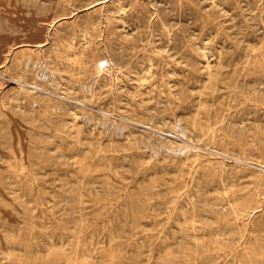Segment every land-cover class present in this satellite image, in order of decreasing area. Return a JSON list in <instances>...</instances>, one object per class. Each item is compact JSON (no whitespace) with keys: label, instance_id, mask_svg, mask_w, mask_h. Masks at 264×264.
Returning a JSON list of instances; mask_svg holds the SVG:
<instances>
[{"label":"rangeland","instance_id":"1","mask_svg":"<svg viewBox=\"0 0 264 264\" xmlns=\"http://www.w3.org/2000/svg\"><path fill=\"white\" fill-rule=\"evenodd\" d=\"M263 39L264 0H0V264H264Z\"/></svg>","mask_w":264,"mask_h":264},{"label":"bare ground","instance_id":"2","mask_svg":"<svg viewBox=\"0 0 264 264\" xmlns=\"http://www.w3.org/2000/svg\"><path fill=\"white\" fill-rule=\"evenodd\" d=\"M264 40V39H263ZM262 40V41H263ZM261 46V45H260ZM253 47V46H252ZM262 47V46H261ZM264 47V46H263ZM254 49V48H253ZM261 51V50H260ZM262 51H264V49H262ZM251 52H254V51H251ZM240 57V56H239ZM256 57V59H257V56H255ZM243 58H245V57H243ZM251 58V57H250ZM263 58V57H262ZM246 59H249V58H246ZM238 60H240V58L238 59ZM104 62L105 64L106 63H108L109 65H111L110 64V62H111V59L109 58V57H102V58H99L98 60H96V62H95V75H97L98 73H100L102 70H103V68H102V66L100 65V63L101 62ZM254 61V60H253ZM263 61V60H262ZM243 62V61H242ZM248 62V61H247ZM107 64V65H108ZM229 64V63H228ZM240 64V63H239ZM252 64V63H251ZM248 65V64H247ZM238 66V65H237ZM240 66H241V64H240ZM244 66V65H243ZM217 67V66H216ZM236 67V66H235ZM245 67V66H244ZM253 67H254V65H253ZM257 67V66H256ZM233 68V67H232ZM239 68H241V67H239ZM246 68V67H245ZM244 68V69H245ZM250 68V67H249ZM255 68V67H254ZM234 69V68H233ZM247 69V68H246ZM218 70V69H217ZM232 70V69H231ZM254 70V69H253ZM245 71L246 70H244V73H245ZM263 71V70H262ZM208 72H210V70L208 71ZM231 72H233V71H231ZM221 73V72H220ZM234 73V72H233ZM214 74H216V73H214ZM237 73H235L234 75H236ZM249 74H251V73H249ZM257 74V73H256ZM242 75H244V74H242ZM209 76V75H208ZM217 77V76H216ZM240 77H243V76H240ZM262 77H264V75L262 76ZM210 78V77H209ZM215 78V77H214ZM211 79V78H210ZM260 79V78H259ZM262 80V79H261ZM239 81V80H238ZM241 81V80H240ZM251 81V80H250ZM260 81V80H259ZM261 82V81H260ZM260 82H257L258 84L260 83ZM222 84V83H221ZM234 84V83H233ZM264 84V83H263ZM231 86H233V85H231ZM211 87V86H210ZM244 87V86H243ZM232 89V88H231ZM254 89V88H253ZM233 90V89H232ZM252 90V89H251ZM255 91V90H254ZM260 91V90H259ZM261 93V92H260ZM248 95V94H247ZM239 97V96H238ZM247 98V97H246ZM232 102H234V101H232ZM255 103V102H254ZM234 104V103H233ZM232 105V104H231ZM230 105V106H231ZM236 106H239V105H236ZM228 107V106H227ZM235 108V107H234ZM250 108V107H249ZM227 110V109H226ZM227 114V113H226ZM229 115V114H228ZM224 116V115H223ZM224 120H227L226 118L224 119ZM190 121H191V119H190ZM192 123V122H191ZM215 123H216V121H215ZM191 126V125H190ZM217 127V126H216ZM222 127H224V126H222ZM205 129V128H204ZM221 129V128H220ZM224 129H226V128H224ZM256 129H258V128H256ZM200 130V129H199ZM257 131V130H256ZM260 131V130H259ZM120 132V131H119ZM245 133H247V132H245ZM218 134V133H217ZM262 136V135H261ZM213 138V137H212ZM211 138V139H212ZM215 138V137H214ZM217 138V137H216ZM257 139V138H256ZM214 143H216V141L214 142ZM254 143V142H253ZM213 144V143H212ZM215 145V144H214ZM100 147V146H99ZM211 147V146H210ZM252 147V146H251ZM258 148V147H257ZM260 149V148H259ZM216 150V149H215ZM251 150V149H250ZM95 151H97V150H95ZM101 152V151H100ZM221 153V152H220ZM97 154H99V153H97ZM214 154V153H213ZM228 156V155H227ZM251 156V155H250ZM231 158V157H230ZM198 159V158H197ZM237 159V158H236ZM243 160H244V158H243ZM251 159H249V161H250ZM248 161V162H249ZM253 161V160H252ZM255 161V160H254ZM251 163V162H250ZM239 165V164H238ZM245 165V164H244ZM247 165V164H246ZM224 166V165H223ZM222 167V166H221ZM238 168V167H237ZM238 170H239V168H238ZM240 170H243V169H240ZM181 171V170H180ZM261 171V170H260ZM239 172V171H238ZM178 173V172H177ZM262 173H264V172H262ZM191 175V174H190ZM208 174L207 173H205V176H207ZM262 183V182H261ZM260 186H261V184H260ZM202 187V186H201ZM216 187V186H215ZM258 187V186H257ZM251 188V187H250ZM232 192V191H231ZM159 194V193H158ZM256 194V193H255ZM202 195V194H201ZM257 196V195H256ZM197 198V197H196ZM258 199V198H257ZM264 202V201H263ZM175 203V202H174ZM173 203V204H174ZM229 204V203H228ZM229 206H230V204H229ZM261 208V207H260ZM211 209V208H210ZM231 209H232V207H231ZM153 210V209H152ZM193 210V209H192ZM196 212V211H195ZM254 212V211H253ZM259 212V211H258ZM235 213V212H234ZM240 214V213H239ZM193 217V216H192ZM251 219V218H250ZM173 220V219H172ZM167 221V220H166ZM183 221H184V219H183ZM194 222V221H193ZM211 223H212V221H210ZM176 223V222H175ZM249 224V223H248ZM194 225V224H193ZM199 225V224H198ZM205 225V224H204ZM209 225V224H208ZM179 226V225H178ZM246 227H248V225L246 226ZM186 230H187V228H186ZM176 231V230H175ZM178 231H180V230H178ZM189 231H191V230H189ZM214 231V230H213ZM247 231H248V229H247ZM247 231H245V232H247ZM228 232V231H227ZM187 233H188V231H187ZM200 233V232H199ZM225 233V232H224ZM238 233V232H237ZM216 234V233H215ZM220 234V233H219ZM175 235V234H174ZM181 235H182V233H181ZM194 235V234H193ZM188 236V235H187ZM215 236H217V235H215ZM219 236V235H218ZM221 236V235H220ZM225 236V235H224ZM224 236H222V237H224ZM181 237V236H180ZM226 237V236H225ZM240 237V236H239ZM194 238V237H193ZM218 238V237H217ZM179 239V238H178ZM192 239V238H191ZM220 239H222V238H220ZM239 239V238H238ZM213 240V239H212ZM225 240H227V239H225ZM228 241V240H227ZM232 241V240H231ZM175 242H178L177 240H175ZM179 243V242H178ZM181 243V242H180ZM202 243H204V242H202ZM212 243H213V241H212ZM226 243V242H225ZM224 243V244H225ZM175 244H177V243H175ZM189 244V243H188ZM236 244V243H235ZM201 245V244H200ZM239 245V244H238ZM243 245V244H242ZM177 246V245H176ZM179 246V245H178ZM220 249V248H219ZM222 249V248H221ZM174 250H176V249H174ZM178 250V249H177ZM182 251H183V249H181ZM185 250V249H184ZM182 254V253H181ZM247 254V253H246ZM227 259V258H226ZM149 261V260H148ZM148 263V262H147Z\"/></svg>","mask_w":264,"mask_h":264}]
</instances>
